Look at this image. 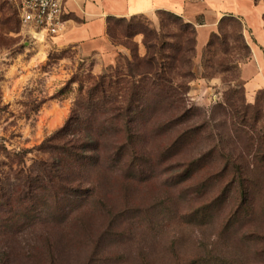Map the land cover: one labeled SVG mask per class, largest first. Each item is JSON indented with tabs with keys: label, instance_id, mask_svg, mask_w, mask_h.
Here are the masks:
<instances>
[{
	"label": "rangeland",
	"instance_id": "1",
	"mask_svg": "<svg viewBox=\"0 0 264 264\" xmlns=\"http://www.w3.org/2000/svg\"><path fill=\"white\" fill-rule=\"evenodd\" d=\"M242 2L226 0L223 7L237 9ZM143 16L158 30L176 31L166 15ZM255 25L253 21V29ZM125 26L112 23L120 43L113 44L125 47L129 54L121 53L105 65L97 52L84 54L77 45L62 44L58 40L61 33L35 35L21 25L15 2L0 0V145L9 150L33 148L60 128L79 97L80 85L86 87L89 76L124 63L122 55L131 58L127 46L139 38L140 43L143 41L142 34L131 39L122 37ZM222 33V45V36L215 39L213 47L207 49L206 45L202 51L196 43L191 68L194 76L185 94L189 118L183 125L200 126L201 132L177 158L187 160L204 152L208 168L184 179L181 167L172 169L177 166L162 159L149 178L138 176L140 182L128 194L122 187L108 189V208L113 216L97 212L88 221L86 236L65 229L52 231L60 264H84L90 256L86 238L102 229L105 264H190L210 252L220 258V264H264L263 171L251 173V213L229 230L223 229V222L239 205L236 194L213 209L198 211L223 188V180L205 181L208 171L221 163L220 154L211 152L213 145L246 151L247 137L239 124L241 114H246L248 123L257 113L253 128L264 126V92L256 102H250L241 78V65L251 54L249 42L234 25H223ZM235 107L240 114H236ZM158 144L159 140L153 149ZM43 229L40 226L37 231L42 233ZM31 230L26 232L27 239L35 237Z\"/></svg>",
	"mask_w": 264,
	"mask_h": 264
},
{
	"label": "trees",
	"instance_id": "2",
	"mask_svg": "<svg viewBox=\"0 0 264 264\" xmlns=\"http://www.w3.org/2000/svg\"><path fill=\"white\" fill-rule=\"evenodd\" d=\"M157 14L168 16L176 31L158 30L148 19L143 20V15L108 17L107 34L112 43L120 44L112 23H126L120 35L131 39L142 34L145 54L140 55L137 42L128 45L131 58L122 55L124 63L89 76L86 87L80 85L65 123L41 144L19 150L0 145V264H60L52 231L65 229L86 236L88 221L97 212L113 216L108 189L122 187L128 194L140 182L138 176L149 178L162 159L177 166L172 169L181 167L184 179L208 168L204 152L177 159L201 132L200 126L183 125L189 118L185 94L194 76L191 68L197 29L173 12ZM225 24L236 26L244 38L242 21L225 15L207 49L221 36L220 44L224 43ZM234 110L239 113L237 107ZM257 118L256 113L253 122L247 123L246 114L240 115L246 151H232L220 144L211 149L220 154L221 163L208 171L205 181L223 180V188L198 211L213 209L236 194L239 205L224 217V230L251 213V173L264 172V126L253 128ZM155 139L159 140L157 149H153ZM40 226L44 227L42 233L37 231ZM29 229L35 237L27 239ZM103 236L102 229L86 238L90 256L84 264H105ZM219 259L210 252L190 264H220Z\"/></svg>",
	"mask_w": 264,
	"mask_h": 264
},
{
	"label": "crops",
	"instance_id": "3",
	"mask_svg": "<svg viewBox=\"0 0 264 264\" xmlns=\"http://www.w3.org/2000/svg\"><path fill=\"white\" fill-rule=\"evenodd\" d=\"M225 1L65 0V28L58 40L65 46L77 45L84 54L97 52L106 65L113 63L121 53L129 54L125 47L116 46L110 40L107 34L108 17H154L158 11L173 12L196 26L197 49L202 51L212 33L217 32L220 19L225 15H233L242 21L243 33L251 48L250 57L241 65V78L246 98L255 102L257 94L264 90V3L244 0L241 7L238 5L237 9H233L223 7ZM253 21L256 23L254 29ZM139 41L136 40L138 50L144 55L145 46L143 41Z\"/></svg>",
	"mask_w": 264,
	"mask_h": 264
},
{
	"label": "built area",
	"instance_id": "4",
	"mask_svg": "<svg viewBox=\"0 0 264 264\" xmlns=\"http://www.w3.org/2000/svg\"><path fill=\"white\" fill-rule=\"evenodd\" d=\"M21 25L35 35L56 36L65 28V0H15Z\"/></svg>",
	"mask_w": 264,
	"mask_h": 264
}]
</instances>
